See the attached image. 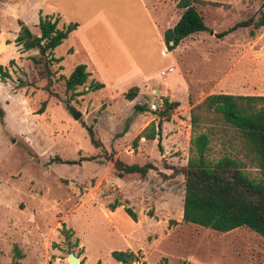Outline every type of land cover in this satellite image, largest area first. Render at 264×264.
Returning a JSON list of instances; mask_svg holds the SVG:
<instances>
[{
	"label": "rangeland",
	"instance_id": "rangeland-1",
	"mask_svg": "<svg viewBox=\"0 0 264 264\" xmlns=\"http://www.w3.org/2000/svg\"><path fill=\"white\" fill-rule=\"evenodd\" d=\"M211 1L223 6L195 5L206 31L185 38L165 57L145 17L124 0H0V65L9 75L0 83V264L12 262L13 247L22 255L16 264H67L69 254L76 264H120L111 259V251H130L138 264H264V240L248 229L218 233L181 220L183 178L172 169L183 167L190 156V107L210 94L264 96V27L252 37L248 28L216 37L239 21L264 14L260 0ZM55 7L64 16L61 21L58 17L57 28L67 21L78 25L89 60L98 64L99 78L94 80L104 79L106 93L77 95L92 82L88 77L71 96L64 92L59 77L75 65H86L83 54L73 50L50 67L53 96H48L40 67L30 61L36 50L21 52L14 45L19 21L37 35V17L57 18ZM92 18L104 25L93 21L87 27ZM71 43L69 38L63 41L55 56H63ZM145 77L157 86L137 90L133 103L149 110L139 119L134 105L124 99L128 88L121 95L112 88L120 90ZM42 101L44 111L35 115ZM163 101L172 106L169 120L161 123V150L156 137L139 138L133 145L141 130L156 122L151 112L163 110ZM70 108L80 113L77 120ZM82 125L92 128L112 159L127 165L150 163L154 169L143 179L116 178L111 164L99 157L101 149L89 144ZM227 145L226 139L209 136L206 159L214 162L234 153ZM237 158L244 163L243 173L256 178L249 161L239 153ZM65 161L75 164L60 163ZM114 199L126 201L135 222L122 206L106 209ZM61 225L68 237L61 234Z\"/></svg>",
	"mask_w": 264,
	"mask_h": 264
},
{
	"label": "trees",
	"instance_id": "trees-1",
	"mask_svg": "<svg viewBox=\"0 0 264 264\" xmlns=\"http://www.w3.org/2000/svg\"><path fill=\"white\" fill-rule=\"evenodd\" d=\"M175 8L180 10V16L175 24L163 31L162 42L166 51H172L183 39L206 31L203 18L196 11L195 5L223 6L220 3L204 0H173ZM264 9V0H260L259 10ZM57 19L47 16H38L37 31L32 33L22 22H18V32L13 40L21 52L36 50L37 57H30L34 66H39L38 75L45 81L43 91L53 96L50 91L53 72L52 64L60 59L52 56L53 50L59 46L67 35L76 28L75 23H69L61 28L56 27ZM264 27V14L258 13L246 20L239 21L230 29L217 34L221 38L237 28H248V35ZM88 76L85 66L78 64L62 79L64 92H73L82 86ZM9 79L8 73L0 65V83ZM18 87H22L19 83ZM103 87L100 83L90 82L86 89L77 95L94 92ZM137 93L136 87L129 88L124 93V99L131 101ZM164 108L158 112H151L156 116L154 123H148L134 138L135 145L139 138L146 141L157 138V149L160 151L161 123L169 120L167 110L172 104L163 101ZM45 102H40L35 115L43 113ZM133 110L138 113L146 112L144 105H134ZM2 110H0V124L2 123ZM190 132L189 153L186 164L178 169H172L173 174L183 178V196L181 220L184 223L207 228L218 233H226L237 228H246L264 240V96H237L230 94H210L203 100L191 106L188 115ZM94 149H101L100 156L109 162L115 171V177L122 179L126 175H136L143 179L149 170L154 167L150 163L144 165L124 164L118 159H112L103 150L101 142L94 136L90 126H81ZM203 130V131H202ZM124 130L122 134H124ZM119 135V136H121ZM209 136L226 139L228 148L234 150L230 155H222L214 162L206 159ZM231 152V151H230ZM240 154L244 160L256 171L257 177L250 179L243 173L244 163L237 158ZM93 159V158H92ZM90 158L85 161L92 160ZM59 160V159H55ZM61 164H75L73 161L60 162ZM122 206L123 212L135 222L136 217L132 210L118 199L106 205L109 212ZM61 234L68 237L69 231L61 225ZM13 260L10 264L21 259L22 255L16 248H12ZM110 257L120 264L137 262L136 256L130 251H111ZM142 264V263H139Z\"/></svg>",
	"mask_w": 264,
	"mask_h": 264
},
{
	"label": "crops",
	"instance_id": "crops-1",
	"mask_svg": "<svg viewBox=\"0 0 264 264\" xmlns=\"http://www.w3.org/2000/svg\"><path fill=\"white\" fill-rule=\"evenodd\" d=\"M204 1L214 2V1H211V0H204ZM124 2H125V6L126 7L131 8V9H134V12L137 11L139 14H141V15H143L145 17L148 30L154 34L155 40L158 43L162 44V49L160 50V55H163L165 57L166 56H169V54H171V53L168 52V51H166L165 46L163 45V42H162V33H163L164 30L171 28L175 24V22L178 20V18L180 16V14L177 15L175 12L173 13V3H170L169 0L168 1H166V0H164V1L163 0H124ZM216 3H219V2H216ZM164 5H166V6L164 7ZM174 7H175V5H174ZM54 12L55 13H53V14L55 16H57V18H54V19H57V22H58V17L60 15H61L62 18L64 17V16H62V13L60 12V10L59 9H56V7L54 8ZM173 15L175 16L174 19H172V16ZM48 16H50V15H48ZM37 20H38V17H37ZM59 20L61 21L60 17H59ZM93 21L94 22H98L99 21V23H101L102 26L104 25V23H102L99 20V18H92L91 22H93ZM94 22L91 23V24L89 22V24L87 25V27L95 24ZM69 23H71V22H68L67 21L65 24H62V26H66ZM73 23H75V22H73ZM77 29H78V25L76 26V28L73 31H71L67 35L66 39H68V38H69V40L71 39L72 40V43L68 47L65 48V52L63 53V56H61L62 54H57L55 56L56 49L62 43L53 50L52 56L54 58H60V61L59 62L61 63L64 55L65 54L66 55L67 54H71L73 52V50H77L78 52H80V54H83V56L85 58V61L84 62L86 64V65H84L85 66V72L88 73V76L87 77L90 79V81L95 82V83H100V84L103 85V87L101 89L96 90L98 92L97 94H100L101 95L103 93H106V90H108L107 88H109V87H108V84H106V83L103 82L104 79L101 78L99 80L98 79L94 80L95 79L94 78L95 76L99 78V73L100 72H99L98 64H96V66H97L96 67L93 64V62H91L89 60V58L87 56V53L85 52L83 43H82L81 39L79 38V36L77 34ZM66 39H64L63 41H65ZM66 51H68V53H66ZM167 72H169V73L172 72L170 67L167 68ZM159 75L161 77H163L164 76V72L159 71ZM102 77H103V75H102ZM113 79L116 82H120L122 80V77L121 76H113ZM148 79H149L148 77L142 78L141 79V82L138 83V84H136L134 82L133 83L126 84V86H124L125 88L122 87L120 90H115V88H112V90H113L112 92L115 93V94H117V95H121V93L122 92H125V90L127 88L129 89L131 87H136L137 90H138L140 87H142L143 89H151L152 87L157 86V84H149ZM162 81H163V83L165 82V80H162ZM163 83H158V84H159V86H161V87L163 86L164 89H166L167 91H169L167 89V87L165 86V84H163ZM145 86H146V88H145ZM152 90H154V93H156V94L158 93V91L156 89H152ZM112 92H110V93H112ZM140 92H138V93H140ZM90 93H94V92H90ZM110 93H108V94L110 95ZM133 99L131 101H128V102L131 103V104H133V105H135V103H133L134 102ZM148 112H149V110L146 111V112H142V113L146 114ZM142 113H139V116H140L139 119H141V118L143 119L144 118L143 117L144 114H142Z\"/></svg>",
	"mask_w": 264,
	"mask_h": 264
},
{
	"label": "water",
	"instance_id": "water-1",
	"mask_svg": "<svg viewBox=\"0 0 264 264\" xmlns=\"http://www.w3.org/2000/svg\"><path fill=\"white\" fill-rule=\"evenodd\" d=\"M69 111H70L71 118L73 120H77L80 117V113L75 111L74 109L70 108ZM75 263H77V259L72 254H69L67 258V264H75Z\"/></svg>",
	"mask_w": 264,
	"mask_h": 264
},
{
	"label": "bare ground",
	"instance_id": "bare-ground-1",
	"mask_svg": "<svg viewBox=\"0 0 264 264\" xmlns=\"http://www.w3.org/2000/svg\"><path fill=\"white\" fill-rule=\"evenodd\" d=\"M76 264V263H75Z\"/></svg>",
	"mask_w": 264,
	"mask_h": 264
}]
</instances>
